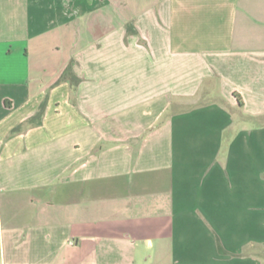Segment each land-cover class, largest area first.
<instances>
[{"label":"crops","instance_id":"crops-1","mask_svg":"<svg viewBox=\"0 0 264 264\" xmlns=\"http://www.w3.org/2000/svg\"><path fill=\"white\" fill-rule=\"evenodd\" d=\"M0 264H264V0H0Z\"/></svg>","mask_w":264,"mask_h":264},{"label":"trees","instance_id":"trees-1","mask_svg":"<svg viewBox=\"0 0 264 264\" xmlns=\"http://www.w3.org/2000/svg\"><path fill=\"white\" fill-rule=\"evenodd\" d=\"M67 76H69V78H71L72 80H77V79H74V76L70 73V72H67L66 74ZM76 82V81H75Z\"/></svg>","mask_w":264,"mask_h":264}]
</instances>
